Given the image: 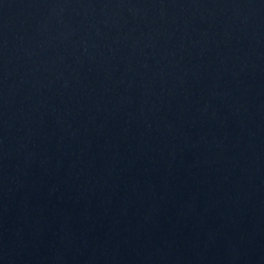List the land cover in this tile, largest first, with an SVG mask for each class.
Listing matches in <instances>:
<instances>
[{"label":"water","instance_id":"obj_1","mask_svg":"<svg viewBox=\"0 0 264 264\" xmlns=\"http://www.w3.org/2000/svg\"><path fill=\"white\" fill-rule=\"evenodd\" d=\"M0 264H264V0H0Z\"/></svg>","mask_w":264,"mask_h":264}]
</instances>
